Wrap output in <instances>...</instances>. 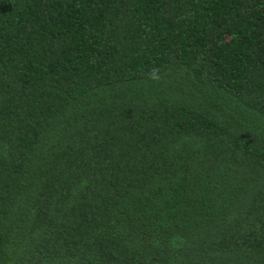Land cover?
<instances>
[{
  "label": "trees",
  "instance_id": "16d2710c",
  "mask_svg": "<svg viewBox=\"0 0 264 264\" xmlns=\"http://www.w3.org/2000/svg\"><path fill=\"white\" fill-rule=\"evenodd\" d=\"M0 264H264V0H0Z\"/></svg>",
  "mask_w": 264,
  "mask_h": 264
}]
</instances>
